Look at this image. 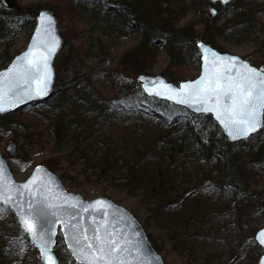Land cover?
<instances>
[{"label": "trees", "instance_id": "1", "mask_svg": "<svg viewBox=\"0 0 264 264\" xmlns=\"http://www.w3.org/2000/svg\"><path fill=\"white\" fill-rule=\"evenodd\" d=\"M258 1L234 0L227 5L217 4L215 17L200 18L184 26H178L176 20L188 7L186 0H50L25 5V12L5 9L0 4V69L17 54L12 50L14 27L10 25L34 27L35 12L48 9L56 15L59 26H64V50L55 61L58 75L54 94L44 102L31 103L0 116V139L8 132H13L14 138L18 137L12 126L26 127L25 119L19 115L33 111L37 120L32 123H49L44 130L53 136L55 148L70 149L67 154L70 163L81 166L80 172L87 181L107 182L132 195L141 193L158 197L161 206L154 215L166 205L180 209L187 195L195 191L210 192L214 198L221 197L219 204L224 210H238V223L245 229L247 207H251L249 218L264 213V188L251 189L249 184L250 180L256 182L264 174V129L249 143L245 140L230 142L210 115H196L184 107L147 96L137 75L152 73L159 56V44H163L169 62L162 73L176 83L186 79L188 71H179L187 65L186 54L197 62V69L200 67L197 39L226 50L220 46L221 35L236 33L248 38L257 21L255 15L264 12V6ZM198 3L204 11L209 0H199ZM83 6L93 8L97 19L89 30L92 34L100 31L97 27L105 33L121 30L125 33L133 27L140 28L141 39L129 47L117 65L109 70L80 74L76 68L87 58L95 57L104 63L109 54L98 37L87 48L85 42L79 48L73 45V39L80 38L81 34L71 23L72 15L74 8ZM65 10L70 20L64 23ZM123 16L128 19L125 24L120 22ZM220 19L221 24L218 23ZM198 24L204 27L199 35L196 33ZM120 25L123 28H119ZM261 28L264 31V24ZM86 33L84 29L82 35ZM260 42L264 45V38ZM71 66H74L73 77L63 79L64 74L60 72ZM100 75L105 77V82L97 88L93 85L94 77L98 81ZM113 87L116 91L110 96L102 94L105 91L102 89ZM65 103L67 107H64ZM44 105L51 108L49 112H36ZM31 137L29 139L33 141L34 137ZM22 151L21 159L27 154ZM24 159L22 163L28 160ZM59 159L53 156L44 164L52 171H58L61 169ZM184 173L192 174L194 182L184 188L179 185V189L174 180ZM62 176L65 180L73 178L68 172ZM16 224L18 232L12 237L0 224V264H13L11 258L18 253L15 247L29 241ZM148 236L157 249L156 243ZM60 251L56 250L58 256ZM59 261L66 264L65 258L59 256ZM38 264H42L39 257Z\"/></svg>", "mask_w": 264, "mask_h": 264}, {"label": "rangeland", "instance_id": "2", "mask_svg": "<svg viewBox=\"0 0 264 264\" xmlns=\"http://www.w3.org/2000/svg\"><path fill=\"white\" fill-rule=\"evenodd\" d=\"M48 1L50 0H18L21 6L46 3ZM186 2V6L188 7L184 9V13L176 20L178 26L187 25L191 21L200 18H212L209 14V7L211 5L210 0L204 11L198 3L199 0H186ZM258 3L264 6V0H260ZM64 12H66L63 14L65 23L67 20H70V16L68 18L67 10ZM121 18L120 22L122 24L128 22V19L124 18V16ZM72 19V25L75 26L80 32L79 34H81L80 38L73 39L72 43L76 48L83 45L82 42L86 43L85 48H87L88 45H92L96 37H98L101 38V41L106 45L109 51L108 57H106L104 63H100L98 59L93 57L85 59L83 64L76 65V68L80 70V74L86 72L95 73L103 69H111L120 61L122 54L141 39L139 27H133L125 31V33L122 30L115 32L108 30L110 32L105 33L104 30L102 31V29H98L97 27V30L100 31L93 32V34L90 33L89 30L92 29L93 24L97 21L96 17H94L93 8H90V6L74 8ZM255 19L258 22L256 21L254 23L248 38H245V36L239 37L236 33L231 35L223 34L219 37V42L220 46L226 49L225 51L238 54L248 59L256 66H264V45L260 42V40L264 38V31L261 28V25L264 24V12L255 15ZM218 23L221 24L222 19H220ZM111 25L114 27L116 26L115 24ZM10 27H14L12 31L14 33L12 50L18 54L26 49L34 27L21 24L10 25ZM59 27L62 33L64 26ZM119 28H123V25H120ZM84 29L87 33L82 35ZM203 31V25L198 24L196 26V33L199 35L203 33ZM232 35L235 36L232 37ZM197 40L199 41L201 39ZM63 50L64 47L62 51ZM186 57L187 65L179 71L186 69L189 74L187 78H194L199 74L200 69H197V62L193 61L190 54H186ZM168 62L169 59L166 49L163 44H159L157 62L154 64L152 73L148 75H164L162 70L168 65ZM60 73L62 75L64 74L63 79H70L74 75V66ZM98 78L100 79L97 81L96 77H94L93 85L100 88L98 86L103 85L105 77L100 75ZM102 90H105L102 94L107 96H110L116 91L114 87L113 89L106 88ZM67 104H69V102H67ZM64 107H67L66 103ZM50 109L49 106L44 105L36 112H49ZM35 114L36 113L33 111L21 113L19 116L25 119L26 127L12 126L18 133V137L14 138V133L8 132L0 139V151L7 159L18 181L26 180L37 165H46L44 162L48 158L58 156L60 157L61 169L53 172L59 176L67 190L69 192L81 194L86 200L94 199L98 196L109 197L128 209L140 220L147 235H150L151 239L156 243L158 250L155 249L161 254L165 264H258V259L263 253V249L258 246L260 248L259 251L256 247L254 236L257 230L264 227V213L249 218L248 214H250L251 207H247V227L244 229L238 223L239 213L237 209L232 211L228 209L224 210L219 204L220 196L214 198L210 192L195 191L189 194L190 196L187 195L188 197L183 200L180 209L176 210L175 207L173 208L172 206L166 205L161 212L154 215V212L158 211L161 206L160 201L157 200L158 197L144 196L141 193L132 195L127 190L115 188L107 182L93 183L87 181L80 172L81 166L79 164L72 165L70 163L71 160L67 157L70 149H66V147H63L64 149L62 150L61 147L55 148L53 136L50 132L44 130L48 127L49 123H42V125L40 122L39 125H34L32 123L33 120H37L35 119ZM41 130L43 131L41 132ZM39 132H41V134H39ZM31 135V138L34 137L33 141L29 139ZM249 140L250 139L245 141L249 143ZM10 142L16 143V153L14 155H11L6 150V146ZM22 149L27 153L24 158L28 160L23 158L27 161L26 163L21 162L23 160L21 157L24 155ZM235 149L238 148L236 147ZM64 172H68L73 178L65 180L62 176ZM174 181H176L175 185L180 189V186L183 188L187 185L191 186L194 182V176L189 173L185 175L184 173V175H177ZM249 184L251 189L261 190L264 188V174H262L256 182H251L250 180ZM168 202L169 201L163 203V205ZM0 222L6 229V233L9 237L17 235V220L12 211L5 206H2L0 209ZM252 228L256 230L252 231ZM252 240L254 242H252ZM15 249L18 250V253L17 256L11 258L10 262H13V264H38L39 252L29 241H24L21 247L16 246ZM56 250H61L59 256L66 259V264H77L72 262L73 259L61 235L58 238ZM7 260H10L9 256Z\"/></svg>", "mask_w": 264, "mask_h": 264}, {"label": "snow or ice", "instance_id": "3", "mask_svg": "<svg viewBox=\"0 0 264 264\" xmlns=\"http://www.w3.org/2000/svg\"><path fill=\"white\" fill-rule=\"evenodd\" d=\"M42 19L49 26L53 23L50 17ZM44 34L47 35V28L44 29ZM36 47L44 49L48 54L52 51L49 42L41 39L40 33H37L33 48L19 57L12 68L3 74L7 77V91L10 95L19 98L20 91L30 94L33 91L31 87L33 83L36 85L34 90L37 95L46 94L47 81L50 78L48 57L43 52L37 55L34 51ZM212 56L210 64L206 61L205 74L198 81L184 85L179 92L169 89L173 95L168 98L190 106L199 105L197 109L199 111L215 112L216 118L224 125L230 137L233 139L247 137L258 128L264 127V121H262L264 117V72L247 64L237 67L236 57H229L227 61H223L215 53ZM155 94L160 95L161 93L157 91ZM3 99L4 94L0 91V101ZM3 110L0 107V111ZM2 177L3 165L0 163V180ZM34 183L33 179L20 187L30 189ZM47 191L51 193L50 188ZM76 199L75 197H64V202L67 204L69 200ZM55 200V196H45L36 204L30 203L28 210L20 215V223L24 231L31 236L33 243L40 249L44 264H57L56 257L51 251V245L55 243L52 237L55 236L57 223H62L65 229H72L71 239L78 246V248H73V252H78L80 264H132L127 258L132 255L131 249L126 246L129 241L117 233L114 224L110 221L96 223L93 218L90 236L86 227L72 223L75 217L67 220L62 218L61 213L64 212V208L54 203ZM10 201V196L4 198L5 204ZM97 206L112 207L103 200H97L94 204L83 206V210L88 211ZM69 207L76 208L77 204H70ZM104 215L108 216L109 213L105 212ZM65 235L67 236L68 233L66 232ZM260 236L264 237V232ZM260 242L264 243V239ZM69 247L72 245L70 244Z\"/></svg>", "mask_w": 264, "mask_h": 264}, {"label": "water", "instance_id": "4", "mask_svg": "<svg viewBox=\"0 0 264 264\" xmlns=\"http://www.w3.org/2000/svg\"><path fill=\"white\" fill-rule=\"evenodd\" d=\"M232 1L233 0H210V16L214 17L217 14V8L213 4L218 3L221 5H226ZM0 4L5 9L25 12V9L19 4L18 0H0ZM35 15V27L33 29L32 36L27 44L26 49L16 54L12 61L7 65V67L0 69V91H2L4 94V99L0 101V107H2L4 110L0 111V116L24 108L31 103L44 102L54 94V87L57 78V73L55 70V60L64 47V38L62 36V33L60 32L58 19L53 11L48 9H42L36 11ZM43 17H50L53 23L49 26L46 21L42 19ZM45 28H47V35L44 34ZM37 33H40V38L47 40L52 46V51L50 54H48L44 49H41L39 47H36L34 49L37 55L43 52L48 57L50 78L47 81V92L46 94L37 95L34 90L36 88V85L35 83H33L31 86L33 91L30 94L20 91L18 93L19 98H17V96H12L8 93L7 77L3 74H6L8 70L12 68V66L17 62L19 57H21L33 48V44L37 40ZM196 47L199 51L200 64V70L197 76H195L194 78H187L176 83L162 74H138L137 80L139 81L142 90L149 97L167 101L179 107H184L193 114L210 115L213 121L218 126V128H220V130L222 131L223 135L230 142H239L252 138L254 135L259 133L264 127L258 128L255 132H252L247 137L233 139L229 136L228 131L225 129L224 125L216 118L215 112L199 111L197 110L200 107L199 105L190 106L184 103H177L175 99L168 98L170 95H173V93L170 92L169 89L179 92L181 89H183L184 85L192 84L198 81L205 74L206 61L208 64H210V62L212 61L213 53H215L216 56L220 57L223 61H227L229 57H236L237 67H240L243 64H247L255 69L260 70L261 72H264L263 65L256 66L252 64L248 59H245L244 57L238 54H234L230 51L221 50L220 48L211 45L210 43L204 40H199L198 42H196ZM241 70L243 69L241 68ZM157 91L161 94L156 95L155 93ZM13 101L15 102L13 103ZM262 121H264V117H262ZM6 150L11 155H14L16 153V143L10 142L6 146ZM0 163H2L3 165V177L2 180H0V205L9 208L12 211L19 224L20 229L27 236L30 244L38 250L42 264H44V258L41 255V251L33 243L31 236L24 231V228L20 223V215L22 212L28 210V206L30 203L36 204L37 202L42 201L45 196L50 195L56 197L54 203L63 206L64 212L61 213L62 218L67 220L70 217H75V219H72V223H78L79 225L86 227L88 229V235L90 236L92 234L93 218L95 219L96 223H100L101 221H110L111 224H114L117 233L121 234L122 237H126L129 241L126 246L131 249L132 255L128 256L127 258L132 262V264H165L161 254L152 245L146 233V230L140 220L128 209L118 204L111 198L105 196H98L94 199L86 200L79 193L69 192L66 186L63 184L62 180L59 178V176L43 164L37 165L32 170L31 174L26 180L18 181L15 178L7 159L1 153V151ZM37 169H40V171H37ZM33 179L35 180V183L31 185L30 189H23L22 187H20L25 184H28L29 181ZM49 188L51 189V193L47 191V189ZM8 196L11 197V201L5 204L4 198ZM64 197H75L77 199L69 200L68 203L65 204ZM97 200H103L107 202V204H110L112 207L107 208L106 206H97L96 208L88 209V211L83 210V206L94 204V202ZM70 204H77V207L71 208L69 207ZM105 212H108L109 215L105 216ZM66 232L68 233L67 236L65 235ZM262 232H264V227L257 230L254 236V240L257 245L263 249V253L258 259V264H264V243L260 242L261 239H264V237L260 236ZM71 234V228L65 229L62 223H57L55 225V236L52 237L55 243L51 245V251L56 257L57 264H61L58 255L55 251L58 242V237L60 235L62 236L64 244L71 257L77 264H80V261L78 259V252H73V248H78V246L71 239ZM70 244L72 245V247H69Z\"/></svg>", "mask_w": 264, "mask_h": 264}]
</instances>
